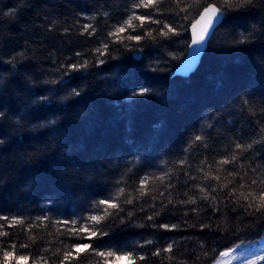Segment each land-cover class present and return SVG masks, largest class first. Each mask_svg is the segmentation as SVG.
Returning <instances> with one entry per match:
<instances>
[{"label":"trees","instance_id":"1","mask_svg":"<svg viewBox=\"0 0 264 264\" xmlns=\"http://www.w3.org/2000/svg\"><path fill=\"white\" fill-rule=\"evenodd\" d=\"M139 2L0 0V216L7 218L0 225L8 233L0 236V264H132L85 244L145 257L135 264H211L223 249L264 234V208H248L241 196L264 188V0L223 6L187 76L172 71L187 52L190 25L223 0L187 11L180 9L191 0L134 8ZM133 13L151 19L109 36ZM165 23L177 34L162 36ZM100 200L119 207L95 224L88 217L104 215ZM13 218L23 224L9 226ZM84 226L107 235L89 239Z\"/></svg>","mask_w":264,"mask_h":264},{"label":"snow or ice","instance_id":"2","mask_svg":"<svg viewBox=\"0 0 264 264\" xmlns=\"http://www.w3.org/2000/svg\"><path fill=\"white\" fill-rule=\"evenodd\" d=\"M159 2V0H140L139 3L137 4H134L133 7L134 8H140V7H145V8H148L150 6H155L157 3ZM177 4H180L183 2V0H176ZM255 3V0H235V6L237 7H245V6H251V5H254ZM201 4V0H191V3L189 4H186L185 7L181 8L180 10L181 11H187V8L189 7H193V6H199ZM233 6V0H223V4H220L218 6V3H208L206 7H203V11L200 13V19L196 22L197 24L203 22L204 26L201 30V34L199 35V37L197 38L196 35L194 34L193 36V40H192V45H199L202 41H204L205 39V35L209 33V29L211 27H213L219 20L220 18L222 17L223 15V12L221 11V8L223 6ZM11 14V10L8 12V13H5V15H9ZM133 19H138L141 21V26H143V23L145 21V19H151V16H137L135 15V13H133L132 16H130L127 20H125L123 22V25L117 27L115 29L114 32H110L109 33V36H114V35H117L118 33H122L125 31V27L124 25H126L127 27H133V24H132V21ZM185 19H187V16L185 17ZM153 23H161L159 20H152ZM90 26L89 25H85L84 26V29L85 31L88 30ZM195 28H196V25L193 24V31L195 32ZM164 29H167V31H164ZM169 33H172V34H177L176 33V29L173 28L172 26H170L169 24L165 23L163 24V28L160 29V34L162 36H168ZM151 33H149L150 35ZM129 40H140L141 37L140 36H129L128 37ZM241 43H243L244 41L241 40L240 41ZM192 45H189L190 48H192ZM103 49L106 50L108 45L107 44H104L103 46ZM97 52H101V54H103V52L101 51V49H97L96 50ZM199 51V48H195L193 49V55H195L196 52ZM77 55H80L79 53H77ZM104 61H100V63H103ZM87 61H85V63L83 65H80V64H73L71 65V69L72 70H78L79 68L81 67H86L87 66ZM147 92V89H144V90H141L140 92L136 93V95H144L145 93ZM76 95H79V93H75ZM262 133H264V127L261 128L260 130ZM195 139L197 141L201 140L202 137L197 135L195 137ZM243 146L240 145V144H237L236 145V148L237 149H240L242 148ZM250 147V145H249ZM232 159L234 160L235 159V156L232 157ZM230 161L228 159H224L222 161H220L219 163L220 164H228ZM229 175L235 177L236 175H238L237 173H229ZM218 178V177H217ZM158 179L160 180H163V177H159ZM148 182V178L145 177L141 180V189H139L138 191H140V194L141 196H143L145 193L143 192V186ZM232 181H229V183H231ZM260 184L264 185V179H261L259 181ZM252 184H257V180L253 179L252 180ZM227 185H225L226 187ZM240 187H244L243 184L240 185ZM201 192L204 191V189H200ZM124 194V189L123 188H120L119 189V192L117 193V196L113 199H118L119 196L123 195ZM241 196L243 199L245 200H249V204H248V208H254V211L256 212H259L261 211V208H264V188H261L260 190V193L258 196H254L252 192H249V194L247 196H244L243 193H241ZM250 197L252 199H250ZM204 199H207V195H205ZM253 200H260L261 201V204L259 205H254L253 204ZM127 203L131 204L133 201L131 199H128L126 201ZM171 202V201H170ZM186 203H192V204H195L196 201L193 200V199H189L188 201H186ZM100 205H107V207L104 209V215L103 216H99V215H93V216H90L88 217V220L89 221H93L95 222V224H100V222L105 219L106 217L112 215V213H110L108 211V208H112V209H116L119 207V205L115 202H112L111 200H100L98 202L97 205H95V207L99 208ZM122 211V209H120ZM156 215H158V213H156ZM128 216L131 217L132 216V212H128ZM154 218V216H148L147 219L148 220H152ZM0 220H7L6 217H3V216H0ZM9 223V226L11 225H14V224H23V221L18 219V218H13L11 221L8 222ZM72 224H76V221H71ZM121 223H123V220H121ZM141 227H143V225H140ZM159 227L161 228H164V229H175L177 227V225H166V224H161L159 225ZM3 226L0 225V236H6L8 235L7 232H4L2 230ZM80 232H89V236L87 238L91 239L93 237H96L98 234L103 236V235H107L106 232H103L101 231L100 229H94V230H91L90 231V227L89 226H84V227H81L79 229ZM73 234L75 235H78L77 232L73 231ZM85 237H80V239H84ZM146 243H151V241H146ZM13 250H15V245H12L11 246ZM21 247H28V245L24 244V245H21ZM72 247L76 248V247H79V245H73ZM84 248L86 250H91V252L96 255V256H101V257H115L116 259H120L121 258V255L123 257H126L128 258L130 261H132V264H135V261L137 259L139 260H144L145 257L144 256H139V257H134L132 253H129V252H124L122 254H117L115 251H107V252H104V251H98L96 250L93 245H90V244H85L84 245ZM172 250V245L169 244L167 246L166 249H164V251H171ZM159 251L158 252H155L153 253V255H159ZM4 257L7 258L9 257L10 255H12L11 252L9 251H4L3 253ZM71 255L70 252H65L64 256H65V259H67L69 256ZM221 255H226V253H221ZM22 259H28V257H21ZM260 259H264V257H260ZM61 264H63V261L61 262ZM254 264V262H253Z\"/></svg>","mask_w":264,"mask_h":264},{"label":"rangeland","instance_id":"3","mask_svg":"<svg viewBox=\"0 0 264 264\" xmlns=\"http://www.w3.org/2000/svg\"><path fill=\"white\" fill-rule=\"evenodd\" d=\"M226 253V255H221ZM264 234L259 238L240 241L223 249L211 264H264Z\"/></svg>","mask_w":264,"mask_h":264},{"label":"water","instance_id":"4","mask_svg":"<svg viewBox=\"0 0 264 264\" xmlns=\"http://www.w3.org/2000/svg\"><path fill=\"white\" fill-rule=\"evenodd\" d=\"M200 13L190 25V28H189V30H190V42H189V45H192V40H193L194 34L198 38L199 35L201 34V30L204 26L203 22H201L199 24L196 23L200 19ZM223 17H224V13H223L222 17L220 18V20L213 27H211L209 29V33L205 35L204 41H202L199 45H192V48H190L188 45L187 52H186L185 56L180 60L178 65L173 69V71H172L173 75L187 76L192 71L195 70V68L197 67V65L200 62V59H201L204 51L206 50L207 44H208L215 28L220 24ZM193 24L196 25L195 32L193 31ZM195 48H199V51L196 52L195 55H193V49H195Z\"/></svg>","mask_w":264,"mask_h":264}]
</instances>
